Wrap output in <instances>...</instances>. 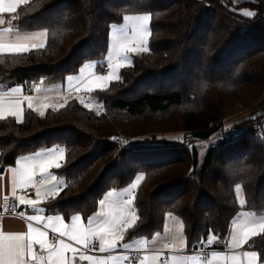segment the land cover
<instances>
[{
	"label": "trees",
	"instance_id": "16d2710c",
	"mask_svg": "<svg viewBox=\"0 0 264 264\" xmlns=\"http://www.w3.org/2000/svg\"><path fill=\"white\" fill-rule=\"evenodd\" d=\"M229 2L21 4L15 25L45 30L46 42L23 53H0L1 87H61L84 63L105 59L111 26L126 15L150 13L151 35L149 50L134 54L119 79L89 92L91 104L72 95L44 115L27 107L22 120L0 118L1 167L22 154L62 145V166L54 171L68 184L50 207L66 219L74 213L87 219L108 191L143 174L133 200L137 219L124 242L151 237L174 214L182 220L187 248L194 250L209 237L227 238L241 210L264 213V107L257 118L232 123L238 133L218 140L228 112L238 104L257 109L264 99V0ZM250 247L264 258V231Z\"/></svg>",
	"mask_w": 264,
	"mask_h": 264
},
{
	"label": "crops",
	"instance_id": "0c3cea01",
	"mask_svg": "<svg viewBox=\"0 0 264 264\" xmlns=\"http://www.w3.org/2000/svg\"><path fill=\"white\" fill-rule=\"evenodd\" d=\"M20 5H18L17 8ZM10 6L11 0H0V12L7 11ZM13 14L14 12L0 13V19L4 21L3 24H0V44L5 45L4 51L0 53H17L9 51L8 46L20 43L28 45L29 49L34 48L33 45L43 44L44 46L46 42V31L43 29H19L15 25L16 19L13 18ZM9 21H11V23H9ZM123 23L124 19L121 23L112 24L110 39L112 35L114 37L122 30L121 25ZM110 39L109 44H111ZM112 58L113 60L117 59V57H113V55ZM104 63L109 64V60L104 59L102 62H94L91 60L84 63L76 73L66 78L61 87L45 86L40 83H33L28 86L22 83H16L9 87L0 86V109L3 110V115L0 116V118L13 116L10 113L17 110V105H19V114H24V110L29 107V104H31V108L36 110H38L37 108L43 107L47 109L52 106L50 104L60 105L64 103L66 99L72 95L89 97V92L97 87L95 85L86 87L87 82L96 76H103V73L111 70L110 68L105 71L101 70V66ZM69 77H71V79H69ZM108 83L109 82H107V84ZM16 116L13 117L17 119ZM61 151L65 153L64 148L54 145L22 154L12 164L3 167L0 165V204L4 199L9 198L14 204L16 203L23 209V214L21 215H6L0 219V234H3L5 243H7L9 234H27L29 231L28 224L31 223L33 228H36L37 231L44 232L49 245L59 248L60 240L63 239L65 243H70L72 247L77 249L75 253L71 250L63 253V261L65 264H94L96 261H99L100 264H126L124 259L130 251L133 250H137L142 257L138 264H152V257L157 254H159V257L156 264H164L165 261H167V264H209V262L202 263L198 261V252L203 245L194 250H189L187 248L182 220H178V218L174 220L178 217L174 214H167L163 230L154 233L151 237H141L131 242L121 241L116 248L108 249L104 252H92L89 249H85L83 244L77 245L69 235L61 237L58 231H61V226H63L64 229L71 228L74 223L72 220L73 216H79V223L86 228L89 227V218H91L92 221L91 227H96L102 219L110 218L107 214L110 212L109 205L113 201L123 202L131 200L132 205L129 211L134 212L136 215L133 200L137 188L133 189L131 186H126L120 189L110 190L101 199L104 200V204L101 205L99 203L97 212L92 216L86 219L80 213H74L71 215L70 219H66L63 213L53 210L50 204L59 199L61 191L65 189L68 182L64 177L55 173V167L48 169V171L43 174H41L39 167L43 161L48 160L50 157L58 156ZM25 168H31L32 171L35 172L33 180L28 185H23L21 183V171ZM26 187H33V193L31 195L28 196L17 193L18 190H22ZM38 191L39 196L37 195ZM21 196H24L26 199L35 200L37 202L36 205L20 204L19 200ZM263 214L264 213L241 210L232 223L230 232L227 238H225L226 240H219L217 237H214L212 240L213 247L210 251L211 264H249V258L245 253L256 252L250 247V240L254 236L250 235L248 238H245L246 242H241L239 246H237L233 238V235H235L234 233L237 234V231L234 232V227L236 223H240L245 216L252 219L253 217H258V215ZM112 215L115 216L117 213L112 212ZM31 216H33L32 221L28 219ZM57 217L60 219H57ZM117 218L119 217L117 216ZM172 223L175 224L173 225ZM173 226L174 229H172ZM259 233H257V235ZM61 234L63 235L64 233L61 232ZM54 235L58 236L57 241L50 242L49 239ZM242 236L243 233L241 234V237ZM241 237L235 239H240ZM124 243L129 244L130 247L125 249L123 247ZM170 243L171 245H169ZM41 247H44V245ZM41 247L39 244H33V253L36 256H43L44 264H52L51 259H47L49 255L47 248L42 249ZM81 254L92 257V260H82L80 258ZM26 258L29 260V264H33L31 255ZM55 259L56 257L53 256V260ZM35 264H40V261H35Z\"/></svg>",
	"mask_w": 264,
	"mask_h": 264
},
{
	"label": "snow or ice",
	"instance_id": "6c2138e0",
	"mask_svg": "<svg viewBox=\"0 0 264 264\" xmlns=\"http://www.w3.org/2000/svg\"><path fill=\"white\" fill-rule=\"evenodd\" d=\"M20 4H28V0H11V6L7 11L0 13H13L16 11L17 6ZM251 16L253 13H247ZM125 24L122 26V30L116 34L113 38L115 40L114 50L115 56L117 59L115 62H112V53H109V68L111 69L107 75L96 76L93 79L87 82L86 87L95 85L97 88L104 89L107 86V82H111L113 78L119 79L117 76V70L125 66V62H129V54L142 53L148 51L149 37L151 35L150 23H151V14L144 13L139 15L125 16ZM4 21L0 19V24H3ZM11 23V21H9ZM130 30V31H129ZM43 35V34H41ZM131 37V39H129ZM33 47H43V44L33 45ZM9 51L23 53L29 51V47L26 44H14L8 46ZM5 45L0 44V52L4 51ZM83 71V70H82ZM71 79V77H69ZM31 107V104H29ZM13 116L19 114V105H17V110L10 113ZM3 115V110L0 109V116ZM41 115H44L41 112ZM64 157L63 151L60 152L58 156L50 157L48 160L43 161L40 164L41 174L48 171L50 168H60L62 166V160ZM35 172L31 168H25L21 171V183L23 185H28L33 180ZM141 177L137 176L136 183L132 184L131 187L135 189L137 184L140 182ZM51 194V193H49ZM39 196V191L37 192ZM22 205H36L35 200L26 199L24 196L20 197L19 200ZM100 204H104V200L100 201ZM132 201H113L110 203L109 208L110 212L107 214L110 218H105L99 221L96 227H91V218H89V227L82 226L79 221V216H73L72 220L74 223L71 228L64 229L61 226L60 236L69 235L72 240L75 241L77 245L83 244L85 249H88L90 246L95 247L92 243L93 239L98 238L99 240V249L101 252H104L108 249L116 248L121 241L124 239V233L127 229L134 226L136 222V215L134 212L129 211L131 208ZM112 212H116L117 215H112ZM117 216L119 218H117ZM33 216L28 219L32 221ZM57 219H60L57 217ZM259 228L264 231V223L259 224ZM28 233H15L9 234L7 243H5L3 234H0V264H29V260L26 258L31 255L33 264L35 261L39 260L40 264H44L43 256H36L33 253V244H39L42 249L47 248L48 257L51 259L52 264H65L63 261V253L65 251L71 250L76 252V248L72 247L70 243H65L63 239L60 240L59 248L49 245L47 237H45L43 231H37L36 228H33L32 224H28ZM61 232L64 234L62 235ZM257 235L255 228H248L244 231L243 236L240 239H235L234 241L237 246L241 242H246L245 238L249 236ZM214 237H209L208 242L211 243ZM125 249L129 248L130 245L127 243L123 244ZM249 258V264H264V258L258 257L256 252L245 253ZM53 256L56 257L53 260ZM159 254L152 257V264H156ZM82 260H92V257L85 256L81 254L80 257ZM94 264H100L99 261L94 262ZM167 264V261L164 262ZM211 264V261H209Z\"/></svg>",
	"mask_w": 264,
	"mask_h": 264
},
{
	"label": "rangeland",
	"instance_id": "374dc122",
	"mask_svg": "<svg viewBox=\"0 0 264 264\" xmlns=\"http://www.w3.org/2000/svg\"><path fill=\"white\" fill-rule=\"evenodd\" d=\"M220 2L222 3H227L228 0H219ZM237 2V0H230V4L232 3H235ZM231 4V5H232ZM234 7V6H233ZM241 11L245 14L247 13H253V10L249 9V8H245V7H242L241 8ZM140 14H144V13H140ZM132 15H139V14H130L128 16H132ZM125 24V21L124 23L121 25L123 26ZM112 35V34H111ZM131 37H129L130 39ZM110 43L109 44V50L105 56V59L109 60L108 57H109V53L111 52L113 57L115 56V50H114V45H115V41H114V38H113V35L111 36V39H110ZM136 54V53H135ZM133 55L134 54H129V62H125V66H128L132 63L133 61ZM94 62L96 61H99V60H93ZM100 62V61H99ZM112 62H115V60H113L112 58ZM120 70L121 69H118L117 70V76H119V73H120ZM109 72V71H108ZM108 72L106 73H103V75H107ZM257 106L258 108H249V107H243V106H240L239 104L236 106L237 108L235 109V111H231V112H228L227 115L224 117V120H223V126H227V125H231L232 123L236 122V121H239V120H242L243 118H252V119H255L257 118L259 115H260V112H261V108L264 107L263 103H264V99L261 98L260 100H258L257 102ZM52 106H55V105H58V104H50ZM240 106V107H239ZM39 112H44L46 110V108H37ZM23 116L24 114L21 113V114H18L17 119H20L22 120L23 119ZM161 118V117H160ZM155 119V118H154ZM155 120H158V118L156 117ZM174 133V132H173ZM175 134H181V132H176ZM56 146H60L61 148H64L62 145H56ZM206 146V145H204ZM137 176L139 177H143V174H138ZM137 176L134 178V180L132 181V183L128 186H131L132 184L136 183V178ZM237 196H238V201L241 205L244 204V196H243V191H242V187L240 186L239 188H237ZM177 216V215H176ZM180 220L181 218L180 217H176L174 220ZM260 223H264V214L263 215H258V217H253L252 219L245 216L244 219H242L239 222L236 223L235 225V231H237V234L234 233L235 235H233V238H237V237H241V234L244 233V231L248 228H255L256 229V233H259L261 232L262 230L259 228V224ZM173 225L175 223H172ZM171 224V225H172ZM174 229V226L173 228ZM219 240H222L221 238H218ZM226 240V239H225Z\"/></svg>",
	"mask_w": 264,
	"mask_h": 264
},
{
	"label": "built area",
	"instance_id": "2783aa9c",
	"mask_svg": "<svg viewBox=\"0 0 264 264\" xmlns=\"http://www.w3.org/2000/svg\"><path fill=\"white\" fill-rule=\"evenodd\" d=\"M109 69V64L104 63L101 66V70L105 71ZM86 103L89 105L91 104V100L87 96H83ZM264 105V103H263ZM224 120V119H223ZM239 132V129L237 126L234 125H225L224 131L218 134V140H224L227 137H230L236 133ZM17 193L24 194V195H31L33 193V187H26L22 190H18ZM23 214V209L18 206L16 203L14 204L13 201H11L9 198L4 199L0 204V219L3 216L6 215H21ZM58 236L54 235L52 236L49 241L55 242L57 241ZM92 243L95 245V247H89L88 249L92 252H100L99 249V240L98 238L93 239ZM171 245V243L169 244ZM213 244L212 242L209 243L208 241L204 243L202 248L198 252V261L202 263H207L211 260L210 251L212 250ZM141 255L137 250L130 251V253L126 256L124 259V262L126 264H138L141 261Z\"/></svg>",
	"mask_w": 264,
	"mask_h": 264
},
{
	"label": "clouds",
	"instance_id": "9594fccd",
	"mask_svg": "<svg viewBox=\"0 0 264 264\" xmlns=\"http://www.w3.org/2000/svg\"><path fill=\"white\" fill-rule=\"evenodd\" d=\"M236 187H237V188H239V187H240V184H239V183H237V184H236Z\"/></svg>",
	"mask_w": 264,
	"mask_h": 264
}]
</instances>
